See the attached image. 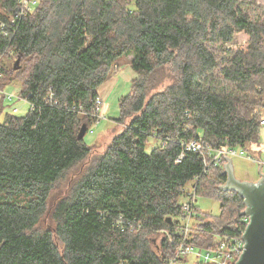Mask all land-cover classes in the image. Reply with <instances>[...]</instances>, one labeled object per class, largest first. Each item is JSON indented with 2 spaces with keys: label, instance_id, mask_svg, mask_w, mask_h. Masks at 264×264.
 Listing matches in <instances>:
<instances>
[{
  "label": "trees",
  "instance_id": "trees-1",
  "mask_svg": "<svg viewBox=\"0 0 264 264\" xmlns=\"http://www.w3.org/2000/svg\"><path fill=\"white\" fill-rule=\"evenodd\" d=\"M20 12V0L0 1V87L19 80L33 104L0 118V264H165L175 245L161 230L177 236L181 199L196 177L197 196L218 197L220 212L201 216L197 208L192 243L212 247L217 233L239 236L246 204L220 188L224 167L203 172L200 153L177 157L184 141L200 137L214 147L258 146L264 22L238 0H40ZM239 34L246 41L235 40ZM12 54L17 69L3 61ZM131 54L136 72L171 64L175 81L150 98L144 80L132 82L139 94L121 97L117 118L129 122L79 171L53 209L55 225L40 228L53 185L91 155L84 138L98 120L99 87L118 57ZM222 79L235 90L204 84ZM150 137L169 139L147 152ZM150 233L162 236L160 249Z\"/></svg>",
  "mask_w": 264,
  "mask_h": 264
},
{
  "label": "rangeland",
  "instance_id": "rangeland-1",
  "mask_svg": "<svg viewBox=\"0 0 264 264\" xmlns=\"http://www.w3.org/2000/svg\"><path fill=\"white\" fill-rule=\"evenodd\" d=\"M1 1V0H0ZM239 5L242 9L248 12L251 17L259 22H264V0H238ZM40 4V0H36L34 3L32 10H35ZM35 6V7H34ZM247 36L245 35H237L235 40H240L241 42L246 41ZM17 56L14 54L6 56L3 61L6 63L8 68H12L14 62L17 61ZM133 55H122L118 57L117 61L113 65L112 69L110 70V75L115 73L114 71L119 70L120 68H125L126 66H132ZM21 62V61H20ZM175 67L171 64L162 65L156 67L152 72H135V76L132 78L129 85V90L125 92L126 94H132L137 96L139 94L135 88L132 87V82L138 83L140 79L145 81L146 85V92L147 97L150 98L152 95L158 92L164 91L172 82L175 81L176 72L177 70L174 69ZM17 69V68H15ZM13 75H17L16 72H13ZM109 78V77H108ZM107 78V79H108ZM106 79V80H107ZM207 87L212 86L215 84L216 88L222 92L229 93L231 90H235V86L231 83L227 82L226 80H218L214 83L204 82ZM20 88L19 80H13L10 84L5 87V90L8 92H14ZM120 99H118L117 104L113 105V107L109 106L107 118L96 120L90 127L88 132L85 135V141L88 144H91L92 152L91 155L79 162L73 168H71L65 175L59 179L52 188L51 195L48 200V207L47 212L41 217L39 222V227L43 229H51L55 222L53 221L52 214L55 205L58 203L59 200L69 196L72 193L73 187L82 173V171L90 165L91 160L96 159L100 154L105 152L108 147L111 145L113 139L119 135L123 129L125 128L126 124L129 122V118H126L124 122L118 120L117 118L120 115ZM13 106H17L19 108L18 114L24 115L29 110V104L22 100H15L14 102H4V109L1 113V120L4 118L6 113L12 114ZM260 109V108H259ZM111 110V112H110ZM262 113H264V109H260ZM261 136L260 142L258 146L256 144L247 145L246 147H236L237 151L240 152L237 155L231 156L233 158V163L235 166V172L238 178L242 180H250L255 181L258 180L261 175L264 174V125L261 127ZM160 139L157 137H150L147 143L146 150L147 152L152 151V149L160 144ZM253 146V147H249ZM243 152V153H242ZM249 155H253L259 160H255ZM255 160V161H254ZM261 164V173L259 171V167ZM81 173H80V172ZM80 173V174H79ZM187 188H191V184H187ZM230 194V193H228ZM186 198H182L181 201L183 202ZM0 200L2 199V192H0ZM197 205L200 208L201 216L203 214H210L213 217L217 216L220 212V200L218 197L210 194V193H203L197 196ZM162 231V230H161ZM161 235L162 232H161ZM160 234H151V245L155 250L160 249V243L162 240V236ZM56 244H60L62 247V242L55 236ZM199 248H196L198 250ZM205 252V250H203ZM200 259L196 256V254L189 255L185 260H182L175 264H196Z\"/></svg>",
  "mask_w": 264,
  "mask_h": 264
},
{
  "label": "built area",
  "instance_id": "built-area-1",
  "mask_svg": "<svg viewBox=\"0 0 264 264\" xmlns=\"http://www.w3.org/2000/svg\"><path fill=\"white\" fill-rule=\"evenodd\" d=\"M35 2L36 0H20L21 12L19 15H25L28 12L32 11V7ZM10 20L11 23L15 24L16 17H11ZM0 27L3 29L6 28V23L1 22ZM0 77H3V73L1 71ZM15 100H22L27 102L29 104V109L33 107V104L29 100L28 96H24L21 93V87L14 92H8L4 87H0V103L10 101L14 102ZM12 112L13 114H18L19 108L17 106H13ZM94 115L97 116L98 120L107 118V112L105 110V107L102 105L101 100L94 110ZM261 124L264 125V117L261 119ZM168 139L169 137H166L164 142L160 140V143L164 144L166 141H168ZM187 151L198 152L201 154L204 164L203 172H207L212 167H224L226 156H234L240 153L237 151L236 147H214L202 137L184 141L183 149L177 157V161H181ZM249 157L255 160H259L253 155H249ZM196 178L197 179H193L191 181L190 189L186 186V199L182 202L184 214L180 218V222L176 230L177 236L175 237L168 229L162 230L163 235L167 236L169 240L175 245L173 256L168 259L165 264L178 263L182 260H185V258L192 254H196V256L200 259V262L202 263L235 264L241 258L244 252L245 240L243 238V235L250 222V217L247 215H243L242 221L245 223V229L240 232V235L237 237L217 233L215 234L217 242L212 247H204L192 243L194 234L200 232V230L197 228L200 212L197 209L198 205L196 184L198 183V177ZM123 224L124 221L121 219L122 229H124ZM196 248L199 249L196 250ZM203 250H205V252H203Z\"/></svg>",
  "mask_w": 264,
  "mask_h": 264
},
{
  "label": "water",
  "instance_id": "water-1",
  "mask_svg": "<svg viewBox=\"0 0 264 264\" xmlns=\"http://www.w3.org/2000/svg\"><path fill=\"white\" fill-rule=\"evenodd\" d=\"M19 65L20 58L17 59L15 68H19ZM85 132L86 129L83 128L81 137ZM259 171L261 173V164ZM224 173L227 179L220 188L223 191H235L243 197L246 208L242 214L250 217V222L243 235L244 252L235 264H264V174L255 181L238 178L231 156H226ZM168 220L171 222L172 217H168Z\"/></svg>",
  "mask_w": 264,
  "mask_h": 264
},
{
  "label": "crops",
  "instance_id": "crops-1",
  "mask_svg": "<svg viewBox=\"0 0 264 264\" xmlns=\"http://www.w3.org/2000/svg\"><path fill=\"white\" fill-rule=\"evenodd\" d=\"M114 72L101 84L98 91L102 105L108 111L109 106L113 107V105L117 104L118 99L129 90V85L131 86L130 82L135 76L134 70L128 66L120 68L117 71L115 70Z\"/></svg>",
  "mask_w": 264,
  "mask_h": 264
}]
</instances>
